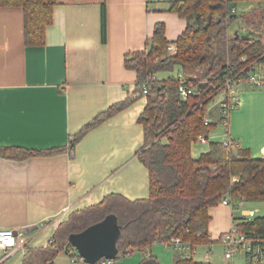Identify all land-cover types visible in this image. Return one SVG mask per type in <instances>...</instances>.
<instances>
[{
  "label": "crops",
  "instance_id": "obj_1",
  "mask_svg": "<svg viewBox=\"0 0 264 264\" xmlns=\"http://www.w3.org/2000/svg\"><path fill=\"white\" fill-rule=\"evenodd\" d=\"M56 1L43 47H26L21 8H0V148H68L84 126L135 94L137 73L126 68V56L145 52L159 24L166 28L168 47L177 45L188 26L187 19L168 11L173 0ZM254 69L264 73V64ZM179 73L176 68L155 78ZM237 92L229 131L221 122L222 99L209 108L207 119L217 126L192 145L194 160L209 153L211 144L229 139L252 159L264 160V88L243 82ZM146 106V97L137 100L85 135L73 152L19 162L0 158V231L21 230L29 248H46L71 214L108 196L148 199L149 172L138 159L145 143L138 120ZM249 212L253 219L264 218V202L244 203L235 212L224 205L212 208V242L220 243L231 230L233 217L240 221ZM151 248L144 250L142 264H160L148 254ZM24 256L0 249V264H22ZM54 264L72 261L60 253Z\"/></svg>",
  "mask_w": 264,
  "mask_h": 264
},
{
  "label": "trees",
  "instance_id": "obj_2",
  "mask_svg": "<svg viewBox=\"0 0 264 264\" xmlns=\"http://www.w3.org/2000/svg\"><path fill=\"white\" fill-rule=\"evenodd\" d=\"M240 3L247 5L238 12ZM56 5V0H0V8L23 10L26 47L46 45V32L53 24ZM168 11L188 20L185 32L176 42L177 54L168 57L166 28L157 25L147 50L130 53L125 58L126 68L137 73L132 97L84 126L68 148H0V158L18 162L60 155L68 149L73 152L90 131L143 98V85L149 77L174 74L179 68L196 92L183 100L176 75L155 81L138 120L145 136L138 159L149 172L150 197L130 201L111 195L96 206L71 214L67 222L59 225L55 245L28 248L22 264H54L60 253L69 257L70 249H75L69 237L110 216L120 229L118 258H125L134 250L167 244L173 238L196 247L217 243L209 235L212 208L224 199L236 208L244 203L264 202V160L252 159L249 151L239 148L236 141L230 146L213 143L209 153L198 160L192 157V143L206 138L217 126V123L205 125V119L210 104L223 93L225 80L238 76L241 82H247L255 65L264 64V0H173ZM238 23V28L232 30ZM236 222L241 233L254 244L264 246V218ZM174 264L209 263L194 262L178 253Z\"/></svg>",
  "mask_w": 264,
  "mask_h": 264
},
{
  "label": "built area",
  "instance_id": "obj_3",
  "mask_svg": "<svg viewBox=\"0 0 264 264\" xmlns=\"http://www.w3.org/2000/svg\"><path fill=\"white\" fill-rule=\"evenodd\" d=\"M178 48L177 45L171 44L168 47V57L175 56L177 54ZM245 60V58H244ZM257 65V64H256ZM178 80L180 81L179 86V95L183 100L188 96L196 92V87L193 84H189L185 81L182 73L177 75ZM156 81L154 76H151L147 79L146 83L143 85V96L147 97L152 89V84ZM248 83L253 85L255 88H264V73L258 70H255L248 76ZM243 82L238 78V76L228 77L225 80V84L222 88L223 94L228 95L224 96L221 102V122L226 126H229V120L232 112L236 110L238 106V92L237 88ZM209 121L205 119V125H208ZM205 139L200 137L194 143L204 142ZM232 140H227L224 142L225 146L232 145ZM237 181V179H234ZM224 206H229L234 212L237 211L239 207L233 206L228 200L224 199L221 202ZM68 210H65L64 213H67ZM254 212H249V214H244V217L241 220H253ZM236 217H233V226L229 232L224 234L220 238V243L226 247L225 250V260L226 264H235L236 256L242 254L246 259V264H264V246L254 244L248 236L241 233ZM55 241L54 237L51 238L46 247L54 246ZM166 249L173 248L180 254L185 255L186 258L191 259V256L196 251V246L193 244L183 241L181 238H173L171 242L167 244H162ZM29 248L28 241L25 237V234L21 230L16 231H0V249L7 252L8 256L15 255L17 253H27ZM70 260L72 264L84 261L83 258L78 254L75 249H70ZM188 254V255H187ZM100 264H113V261L101 260Z\"/></svg>",
  "mask_w": 264,
  "mask_h": 264
},
{
  "label": "water",
  "instance_id": "obj_4",
  "mask_svg": "<svg viewBox=\"0 0 264 264\" xmlns=\"http://www.w3.org/2000/svg\"><path fill=\"white\" fill-rule=\"evenodd\" d=\"M119 238L120 229L116 219L110 216L82 233L71 235L69 243L83 258L85 264H97L101 260L115 261L119 257L117 249Z\"/></svg>",
  "mask_w": 264,
  "mask_h": 264
},
{
  "label": "rangeland",
  "instance_id": "obj_5",
  "mask_svg": "<svg viewBox=\"0 0 264 264\" xmlns=\"http://www.w3.org/2000/svg\"><path fill=\"white\" fill-rule=\"evenodd\" d=\"M245 3L238 4V12H241L246 8ZM239 26L235 24L232 30L237 29ZM198 74V73H197ZM224 95H220L214 99L210 104V107H215L223 100ZM209 107V108H210ZM194 142L192 143V145ZM222 205V204H220ZM219 206V205H218ZM226 247L221 243L205 244L196 247L195 253L191 256L194 262L209 263V264H226L225 260ZM152 251L155 258L158 259L160 264H174V258L178 255V252L173 248L166 249L162 244H155L148 254ZM146 252L134 250L133 253L125 258L122 256L116 259L113 264H142L145 259ZM188 255V254H187ZM235 264H246V259L242 254L236 256Z\"/></svg>",
  "mask_w": 264,
  "mask_h": 264
}]
</instances>
